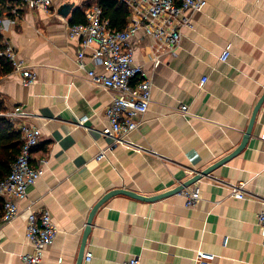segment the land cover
I'll list each match as a JSON object with an SVG mask.
<instances>
[{
  "label": "crops",
  "instance_id": "0c3cea01",
  "mask_svg": "<svg viewBox=\"0 0 264 264\" xmlns=\"http://www.w3.org/2000/svg\"><path fill=\"white\" fill-rule=\"evenodd\" d=\"M94 3L53 0L49 12L21 6L15 13L20 0H0L4 42L38 76L30 86L20 73L0 76L1 113H29L8 118L20 133L21 123L41 129L31 162L43 170L27 198L16 200L19 215L12 221L3 219L0 196V264H24L22 256L33 251L25 236L28 212L46 209L59 231L43 264H77L89 214L108 191L158 195L226 157L242 143L264 94V0H207L202 11L189 13L193 26L183 29L173 52L154 44L144 28L137 30L135 62L153 88L129 139L147 151L116 143L102 130L117 91L91 81L87 70L104 72L93 59L95 47L86 49L82 69L80 39L69 36V26L86 22ZM224 50L230 51L226 62L220 59ZM157 52L163 57L154 67ZM183 104L187 113L180 110ZM263 128L264 101L245 149L187 187L201 192L195 207H187L181 193L156 201L109 199L95 215L86 245L92 257L83 264H124L134 255L141 264H261ZM238 182H245L252 199L231 195L228 184Z\"/></svg>",
  "mask_w": 264,
  "mask_h": 264
},
{
  "label": "built area",
  "instance_id": "2783aa9c",
  "mask_svg": "<svg viewBox=\"0 0 264 264\" xmlns=\"http://www.w3.org/2000/svg\"><path fill=\"white\" fill-rule=\"evenodd\" d=\"M18 1V0H15ZM130 8V22L123 30L110 27L109 21L103 17V9L96 0L86 10L87 21L69 26V36L79 38L81 50L79 53V67L85 69L83 58L87 48L94 46L93 59L96 64L104 68V72L87 70L91 81L117 91L110 105L106 109L109 126L102 130V134L112 138L116 143L127 146L137 152L147 150L130 140V134L138 128L137 118L147 112L152 101L153 81L148 76L143 65L135 62L132 38L139 28H144L154 44L163 46L173 52L181 43L183 29L193 26L189 13L202 11L207 0H120ZM21 6L29 9H43L49 12L53 7V0H20V5L14 7L18 13ZM1 21V17H0ZM13 65V72L22 75L26 86L37 83V73L17 56L15 48L6 43L2 52ZM162 53L153 56L154 67L162 61ZM230 57V51L224 50L220 56L223 62ZM207 81L204 78L201 85ZM181 112H188V105L180 107ZM7 118L16 116L26 117L28 112L21 109L0 113ZM19 129L23 142L20 153L12 165L11 172L0 181V196L4 198L5 221H12L19 215L16 200H25L29 187L34 185L42 176L43 170L33 166V149L41 139V129L35 125L21 123ZM264 140V128L261 134ZM222 185V184H221ZM225 185V183H223ZM231 195L239 199H252L245 192V182L229 183ZM185 197L187 207H195L201 200V192L197 188H185L180 192ZM257 224L262 232L261 245L264 248V210L258 213ZM58 227L49 210L41 213L29 211L26 223V239L33 246V251L22 256L24 264H43L45 250L58 235ZM91 253L85 254V260H90ZM63 258H59V263ZM124 264H141L140 257L134 255ZM264 264V261L261 263Z\"/></svg>",
  "mask_w": 264,
  "mask_h": 264
},
{
  "label": "trees",
  "instance_id": "16d2710c",
  "mask_svg": "<svg viewBox=\"0 0 264 264\" xmlns=\"http://www.w3.org/2000/svg\"><path fill=\"white\" fill-rule=\"evenodd\" d=\"M103 9V17L109 21L110 27L123 30L130 17L129 6L120 0H99ZM6 47L4 37L0 33V76L13 71L12 62L2 54ZM4 111V100L0 95V113ZM21 133L16 131L11 120L0 115V181L11 172L12 165L21 150Z\"/></svg>",
  "mask_w": 264,
  "mask_h": 264
},
{
  "label": "water",
  "instance_id": "95a60500",
  "mask_svg": "<svg viewBox=\"0 0 264 264\" xmlns=\"http://www.w3.org/2000/svg\"><path fill=\"white\" fill-rule=\"evenodd\" d=\"M264 101V94L262 95L261 99L259 100V102L257 103L253 115L251 117V121L250 124L247 128L246 134L243 138L242 143L229 155H227L226 157L222 158L221 160L213 163L212 165H210L209 167H207L206 169H204L203 171H199L196 172V174L194 176H192L190 179H188L187 181L179 184L178 186L174 187L173 189H170L168 191H165L163 193H160L158 195H153V196H146L143 195L141 193H138L136 191L133 190H129V189H124V188H118V189H113L108 191L92 208L86 226H85V230L83 233V239H82V244H81V248H80V252H79V256H78V260H77V264H83L84 263V258H85V254H86V245H87V240L88 237L91 233V229H92V224H93V220L95 218V215L97 214V212L99 211V209L112 197L117 196V195H126V196H130L139 200H144V201H156L162 198H165L167 196L176 194V193H180L182 190H184L185 188L191 186L192 184L196 183L199 179H201L203 176H207L208 174H210L212 171H214L217 167L225 164L226 162H228L230 159H232L233 157H235L236 155H238L240 152H242L245 147L247 146V144L249 143V140L251 138L252 135V130H253V126L258 114V111L261 107V104Z\"/></svg>",
  "mask_w": 264,
  "mask_h": 264
}]
</instances>
